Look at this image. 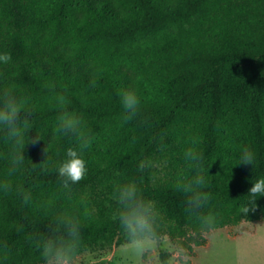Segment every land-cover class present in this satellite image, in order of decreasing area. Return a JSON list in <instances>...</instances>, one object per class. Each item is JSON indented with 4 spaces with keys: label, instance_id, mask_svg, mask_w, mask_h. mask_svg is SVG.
I'll return each instance as SVG.
<instances>
[{
    "label": "trees",
    "instance_id": "16d2710c",
    "mask_svg": "<svg viewBox=\"0 0 264 264\" xmlns=\"http://www.w3.org/2000/svg\"><path fill=\"white\" fill-rule=\"evenodd\" d=\"M0 54V107L9 92L23 105L20 143L0 126V264H48L43 245L70 241L68 222L72 258L130 243L116 218L128 182L151 203L156 241L190 253L205 233L264 219V197L248 194L264 178V0H0ZM123 88L141 99L129 120ZM60 95L92 138L87 174L67 187L57 167L81 141L58 130ZM197 175L193 210L180 185Z\"/></svg>",
    "mask_w": 264,
    "mask_h": 264
},
{
    "label": "clouds",
    "instance_id": "9594fccd",
    "mask_svg": "<svg viewBox=\"0 0 264 264\" xmlns=\"http://www.w3.org/2000/svg\"><path fill=\"white\" fill-rule=\"evenodd\" d=\"M10 59L9 54H0V63H7ZM117 95L124 110V119L129 120L134 117L141 104L137 92L130 88H123L118 91ZM56 102L62 109L61 114L58 116V130L64 134H75L81 141L79 150L71 147L66 150L64 158L57 167L58 175L67 187L70 183L74 184L81 181L87 174L86 161L82 152L90 146L92 138L85 133L81 118L74 112L64 110L67 104L66 97L63 95L57 96ZM22 107L23 105L18 103L16 97L10 92L5 94L3 107H0V126L7 128L9 135L16 138L17 143H20L21 137L19 123ZM38 140L35 139L32 142ZM195 143L196 141L193 140V144ZM23 156L22 154L21 158ZM184 157L197 167H199L202 159L195 148L187 149ZM239 159L241 161L239 164L252 165L254 156L250 149L244 148ZM204 182V178L197 175L189 183L180 185L185 192L193 193L188 201L193 210L200 208L204 203L201 195L194 191L196 187L203 185ZM248 194L252 200H255L257 196L264 197V178L251 183ZM116 198L121 205V210L116 218L122 225L130 244L137 250H143L145 246L151 245L158 238L156 219L151 203L141 199L139 189L134 182H128L120 186ZM243 211L247 213L249 208L244 207ZM215 226L216 222L213 216L209 215L203 218V227L212 231ZM66 227L70 241L58 243L48 240L43 245V255L48 264H69L75 253L79 241V227L72 222H68Z\"/></svg>",
    "mask_w": 264,
    "mask_h": 264
},
{
    "label": "rangeland",
    "instance_id": "374dc122",
    "mask_svg": "<svg viewBox=\"0 0 264 264\" xmlns=\"http://www.w3.org/2000/svg\"><path fill=\"white\" fill-rule=\"evenodd\" d=\"M207 244L193 253L172 243L169 236L137 250L123 246L88 249L70 259L69 264H162L159 254H171L172 264H264V219L204 234Z\"/></svg>",
    "mask_w": 264,
    "mask_h": 264
}]
</instances>
